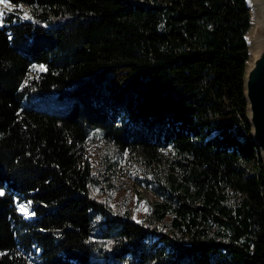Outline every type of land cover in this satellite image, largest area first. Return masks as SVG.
Masks as SVG:
<instances>
[{"label": "trees", "instance_id": "1", "mask_svg": "<svg viewBox=\"0 0 264 264\" xmlns=\"http://www.w3.org/2000/svg\"><path fill=\"white\" fill-rule=\"evenodd\" d=\"M7 1L27 9L0 26V264H264L246 0ZM96 130L155 177L142 223L92 194Z\"/></svg>", "mask_w": 264, "mask_h": 264}, {"label": "rangeland", "instance_id": "2", "mask_svg": "<svg viewBox=\"0 0 264 264\" xmlns=\"http://www.w3.org/2000/svg\"><path fill=\"white\" fill-rule=\"evenodd\" d=\"M8 7L0 3V13L15 12L16 8L27 9L24 5L15 6L6 0ZM255 3V17L261 18V9ZM20 13V12H19ZM24 16V13H22ZM255 25L249 33L252 40L256 34ZM258 31V30H257ZM252 44V48H253ZM252 50V49H251ZM40 65H33L30 76L38 75ZM70 99L59 100L47 97L43 99V106L49 110H64L70 105ZM85 155L88 158L92 171L93 180L90 183L92 194L101 200H107L110 206L121 211H128L134 220L142 223L150 212V200L158 199L156 194L157 182L152 174H147L143 166L136 160L129 159L126 155L119 154L111 143L104 140L101 133L93 131L85 143ZM170 154L164 153L163 160L157 169L158 174L164 176L171 167ZM138 190L142 197H139ZM0 192H2L0 190ZM17 207L25 218H32L30 206L27 202H18ZM171 220V216L166 218V222Z\"/></svg>", "mask_w": 264, "mask_h": 264}, {"label": "water", "instance_id": "3", "mask_svg": "<svg viewBox=\"0 0 264 264\" xmlns=\"http://www.w3.org/2000/svg\"><path fill=\"white\" fill-rule=\"evenodd\" d=\"M261 9L262 17H255V3L253 0H246L249 8L252 11L251 27L246 34V40L250 47V59L248 61L245 74V96L248 107V119L252 128V137L260 149L262 160L264 162V26L261 22L264 21V7L262 0H254ZM256 19V34L250 40L249 33L255 25ZM264 24V23H263ZM261 44L259 56L254 60V64L250 66L252 44Z\"/></svg>", "mask_w": 264, "mask_h": 264}, {"label": "bare ground", "instance_id": "4", "mask_svg": "<svg viewBox=\"0 0 264 264\" xmlns=\"http://www.w3.org/2000/svg\"><path fill=\"white\" fill-rule=\"evenodd\" d=\"M262 1H263V7H264V0H262ZM263 23H264V21L261 22V25L264 26ZM253 46H254V47H253L252 50H251L250 66H252V65L254 64V60L259 56L260 51H261V44H259V43H254Z\"/></svg>", "mask_w": 264, "mask_h": 264}, {"label": "snow or ice", "instance_id": "5", "mask_svg": "<svg viewBox=\"0 0 264 264\" xmlns=\"http://www.w3.org/2000/svg\"><path fill=\"white\" fill-rule=\"evenodd\" d=\"M0 3L5 4L6 7H8V4L6 2V0H0ZM2 18H3V13H0V26H2ZM24 18H29L27 13H24ZM40 70H44L43 68H41ZM3 193L0 192V195H2Z\"/></svg>", "mask_w": 264, "mask_h": 264}]
</instances>
